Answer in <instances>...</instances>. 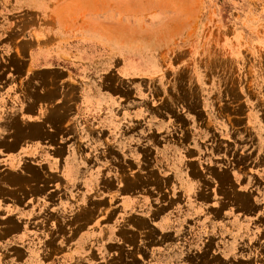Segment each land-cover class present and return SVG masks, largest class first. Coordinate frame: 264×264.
<instances>
[{
    "label": "rangeland",
    "instance_id": "1",
    "mask_svg": "<svg viewBox=\"0 0 264 264\" xmlns=\"http://www.w3.org/2000/svg\"><path fill=\"white\" fill-rule=\"evenodd\" d=\"M113 1L117 32L126 27L132 53L118 57L117 76L110 79L118 97L132 100V111L115 117L117 135H125L128 144L119 141L103 155L90 149L69 158L79 169L74 176L80 185L78 190L67 182L60 187L65 208L45 207L41 195L34 194L37 205L29 212H11L15 221L8 229L14 235L22 220L34 227L42 221L38 216L62 212L71 233L83 229L71 238L65 264H264V223L253 230L252 222L236 220L243 214L235 204L240 195L234 192L232 210L221 214L225 191L218 183L212 189L216 200L197 205L177 173L230 165L264 173V0ZM217 117L239 127L238 136L224 131ZM208 119L213 122L206 125ZM207 128L218 134L214 142ZM165 129L190 139V152L160 157L152 149L138 150L143 139ZM16 160L0 157V174L18 167ZM50 160L32 162L50 167ZM168 167L176 169L178 180L175 176L171 182ZM184 175L189 179V173ZM26 187L0 175L1 196L25 195ZM245 193L240 202L244 198L253 211L258 209L253 216H262L264 185ZM58 220L51 225L56 228ZM37 235L32 230L25 238L0 240V264L15 262L12 246L38 250L44 239Z\"/></svg>",
    "mask_w": 264,
    "mask_h": 264
},
{
    "label": "crops",
    "instance_id": "2",
    "mask_svg": "<svg viewBox=\"0 0 264 264\" xmlns=\"http://www.w3.org/2000/svg\"><path fill=\"white\" fill-rule=\"evenodd\" d=\"M97 1L93 5H79V0H0V157L17 159L19 164L0 175L8 174L16 183L29 186L25 195L0 194V240L25 238L32 230L44 239L33 252L12 246L17 254L15 262L10 264H65L64 255L72 252L67 250L71 238L81 235L83 229L71 233L68 216L48 212L38 216L42 221L34 227L26 226L28 223L22 220L16 228L18 233L13 235L8 229L10 221H15L10 213L18 212L17 209L29 212L37 205L36 198L32 199L34 194L41 195L46 203L40 202L45 207L52 209L56 205L63 210L65 194L58 195L62 192L60 187L67 182L73 190H78L80 185L74 176L79 169L69 158L79 157L90 149L103 155L112 150V143L119 141L128 144L125 135H117L119 126L115 117L132 111V100L118 97L116 85L110 79L117 76L118 57H130L132 53L127 47L126 27L124 32H117L114 1ZM216 119L226 127L224 131L234 138L238 136L239 127H233L223 118ZM210 122L213 120L206 125ZM217 126L214 123L212 128L220 131ZM165 131L147 136L138 150L152 149L160 157H183L190 152L187 149L190 139L172 133L173 129ZM205 133L212 135L213 142L218 135L209 128ZM131 147L130 150H136V146ZM33 158L51 159L52 165L40 167L35 161L33 164ZM65 158L68 162L63 161ZM169 170L172 182L176 169ZM38 173L42 174L39 179ZM177 173L183 174L185 191L197 205L216 200L212 189L218 183V188L225 191L221 214L225 209H228L226 213L232 210L231 200L237 192L240 197L235 204L243 214H236V220L252 222L253 230L263 225L264 212L258 217L255 215L258 209L253 211L244 198L240 202L247 190L257 192L263 188L262 168L209 166L191 173L186 167ZM188 173L186 179L184 174ZM32 190L37 193L32 194ZM245 215L251 219L244 218ZM58 217L55 228L50 222ZM228 219L227 214L224 220Z\"/></svg>",
    "mask_w": 264,
    "mask_h": 264
},
{
    "label": "bare ground",
    "instance_id": "3",
    "mask_svg": "<svg viewBox=\"0 0 264 264\" xmlns=\"http://www.w3.org/2000/svg\"><path fill=\"white\" fill-rule=\"evenodd\" d=\"M16 225V224H15Z\"/></svg>",
    "mask_w": 264,
    "mask_h": 264
}]
</instances>
